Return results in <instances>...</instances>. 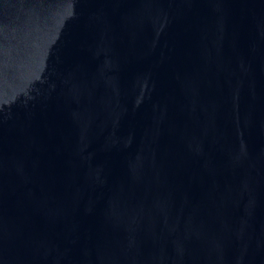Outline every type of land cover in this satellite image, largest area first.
Instances as JSON below:
<instances>
[{
  "label": "water",
  "instance_id": "obj_1",
  "mask_svg": "<svg viewBox=\"0 0 264 264\" xmlns=\"http://www.w3.org/2000/svg\"><path fill=\"white\" fill-rule=\"evenodd\" d=\"M0 264H264V0H0Z\"/></svg>",
  "mask_w": 264,
  "mask_h": 264
}]
</instances>
